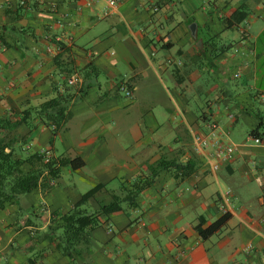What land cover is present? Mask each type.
<instances>
[{
  "label": "crops",
  "instance_id": "1",
  "mask_svg": "<svg viewBox=\"0 0 264 264\" xmlns=\"http://www.w3.org/2000/svg\"><path fill=\"white\" fill-rule=\"evenodd\" d=\"M109 1L0 0V119L75 95L64 130L23 124L4 143L16 158L83 164L4 204L0 264H264V0ZM236 12L244 20L226 28ZM51 40L64 51L47 52ZM209 122L235 148L217 171L212 140L195 143ZM160 160L188 166L159 171L136 207L100 215L74 257L57 248L85 193L102 186L78 208L95 213ZM224 197L229 218L203 238Z\"/></svg>",
  "mask_w": 264,
  "mask_h": 264
},
{
  "label": "trees",
  "instance_id": "2",
  "mask_svg": "<svg viewBox=\"0 0 264 264\" xmlns=\"http://www.w3.org/2000/svg\"><path fill=\"white\" fill-rule=\"evenodd\" d=\"M244 18V13L236 12L229 19H224L223 22L226 28H231L242 22ZM51 41L61 52L64 51V47L59 42ZM57 58L58 56L55 57L56 63ZM72 70H69L68 73H73ZM91 71L93 70L91 69ZM78 93H83V89H79ZM74 97L75 95L70 94L68 89H64L62 92L55 91L53 98L43 102L36 108L26 109L19 115L11 113L10 117L0 119V129L4 131V136L0 137V209L4 207L5 203L16 201L19 196L30 193L39 186L43 189L50 188V184L58 178L61 168L68 166L77 169L82 167V162L77 159L51 157L48 161H44L39 152L32 153L24 159L16 158L13 156V150L3 140L5 135L23 124L28 125L30 128H35L36 125H44L52 129L53 135L58 134L64 130L71 117L70 105ZM28 120H36L37 124L30 126ZM251 134L257 136L256 131ZM6 149L9 150L6 151ZM24 164L30 167L26 172L23 171ZM187 166L177 164L174 161L160 160L149 167L148 173H139L130 183L129 188L122 186L120 195H111V203L100 206L97 212L91 214H87L78 208L102 186L98 185L89 190L82 196L77 205L61 217V233L56 237L58 241L57 248L61 249L65 255L74 257L78 254L76 247L85 241L86 234L101 225L100 215L107 216L122 211V204H126L129 208L136 207L137 196L143 190L151 187L159 171L167 170L170 167L179 171L186 169ZM229 216L228 212L223 214L207 229H198V233L203 238L210 236L226 222Z\"/></svg>",
  "mask_w": 264,
  "mask_h": 264
},
{
  "label": "built area",
  "instance_id": "3",
  "mask_svg": "<svg viewBox=\"0 0 264 264\" xmlns=\"http://www.w3.org/2000/svg\"><path fill=\"white\" fill-rule=\"evenodd\" d=\"M19 5L23 6L25 5V0H18ZM115 0H110L109 1V6H114ZM153 11H157V8L153 7ZM57 42V41H56ZM53 49H58V47L54 44L52 46L47 47V52L51 53ZM75 84L74 79L68 80V85L72 86ZM119 89L124 93L126 97L131 96V92L126 89L125 86H120ZM231 118V116H230ZM218 125L214 122H209L207 124V133L206 135L203 136H196L195 137V143L198 145L199 148L206 147L208 145L207 139H211V146L214 147L213 153L208 157L209 160H214L213 164H211V170L217 171L218 168L220 167L221 163L225 162L227 158L234 152L235 148L232 145L229 144H223L221 143V135L218 132ZM252 140L255 144H261V139L258 137H252ZM42 156L44 161H48L51 158V155L47 151H41L39 152ZM227 197H224L222 201L219 203V209L222 212V214L227 213ZM264 217V215H263Z\"/></svg>",
  "mask_w": 264,
  "mask_h": 264
}]
</instances>
